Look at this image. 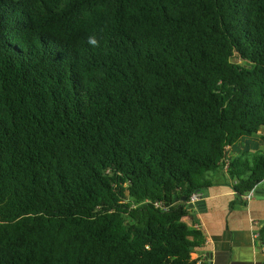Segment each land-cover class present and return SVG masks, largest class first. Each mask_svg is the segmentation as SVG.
Segmentation results:
<instances>
[{"label":"trees","instance_id":"obj_1","mask_svg":"<svg viewBox=\"0 0 264 264\" xmlns=\"http://www.w3.org/2000/svg\"><path fill=\"white\" fill-rule=\"evenodd\" d=\"M218 170L264 181V0H0V264H198Z\"/></svg>","mask_w":264,"mask_h":264},{"label":"crops","instance_id":"obj_2","mask_svg":"<svg viewBox=\"0 0 264 264\" xmlns=\"http://www.w3.org/2000/svg\"><path fill=\"white\" fill-rule=\"evenodd\" d=\"M209 179L212 184L203 188L208 193L205 207L191 211L194 224L205 236L203 245L192 257L198 264H264V242L260 235L264 231L263 184L251 199L243 200L245 204L232 207L236 197L235 182L223 170L212 172ZM185 220L191 222L192 217L187 216ZM253 220H258L259 224L255 226Z\"/></svg>","mask_w":264,"mask_h":264},{"label":"water","instance_id":"obj_3","mask_svg":"<svg viewBox=\"0 0 264 264\" xmlns=\"http://www.w3.org/2000/svg\"><path fill=\"white\" fill-rule=\"evenodd\" d=\"M257 192V191H256ZM195 194H197V200H195L194 202H191L188 204V207L191 210H202L205 207V198L208 196L207 190L206 189H200L197 188L194 190Z\"/></svg>","mask_w":264,"mask_h":264},{"label":"built area","instance_id":"obj_4","mask_svg":"<svg viewBox=\"0 0 264 264\" xmlns=\"http://www.w3.org/2000/svg\"><path fill=\"white\" fill-rule=\"evenodd\" d=\"M225 167H226V165H225ZM255 194V191H254V189L253 190H251V191H249V192H247L246 194H244L243 196H242V199L244 200V201H248L249 199H251V197L253 196ZM197 194H195V193H193L191 196H190V199H189V201L187 202L188 204L189 203H191V202H194L195 200H197ZM253 224L255 225V226H257L258 224H259V221L258 220H253ZM256 234V236H258V233L256 232L255 233ZM264 247V246H263Z\"/></svg>","mask_w":264,"mask_h":264},{"label":"rangeland","instance_id":"obj_5","mask_svg":"<svg viewBox=\"0 0 264 264\" xmlns=\"http://www.w3.org/2000/svg\"><path fill=\"white\" fill-rule=\"evenodd\" d=\"M262 184H263V186H264V181H263V183H262Z\"/></svg>","mask_w":264,"mask_h":264}]
</instances>
